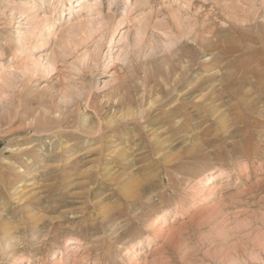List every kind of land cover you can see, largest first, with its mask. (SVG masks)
<instances>
[{
	"label": "rangeland",
	"instance_id": "obj_1",
	"mask_svg": "<svg viewBox=\"0 0 264 264\" xmlns=\"http://www.w3.org/2000/svg\"><path fill=\"white\" fill-rule=\"evenodd\" d=\"M0 264H264V0H0Z\"/></svg>",
	"mask_w": 264,
	"mask_h": 264
},
{
	"label": "bare ground",
	"instance_id": "obj_2",
	"mask_svg": "<svg viewBox=\"0 0 264 264\" xmlns=\"http://www.w3.org/2000/svg\"><path fill=\"white\" fill-rule=\"evenodd\" d=\"M87 2V1H86ZM84 3H85V1H84ZM53 25V24H52ZM51 24L49 25V27H50V29H51V27H53ZM48 27V28H49ZM123 30V29H122ZM123 33V31H121V32H119V36L121 35ZM223 83V82H222ZM163 106H165V105H163ZM64 115V114H63ZM41 127H43V128H47V127H49V124H43L42 123V125H41ZM37 147V149L39 148L38 146H36ZM25 149H23V151H24ZM16 152V151H15ZM34 151H25V152H23L20 156H22V158H24L23 156H27V155H29V154H31V153H33ZM12 156V155H11ZM15 157V156H14ZM25 159H27V158H25ZM144 192H139V196L140 195H142ZM133 194H135V193H132V192H129V194H127V197L129 198H133V197H135V195H133ZM125 196V195H124ZM169 213V211H167V212H163V213H161V215L159 216V218H158V221L160 222V223H163V222H165L166 221V216H167V214ZM177 216V215H176ZM104 219V218H103ZM73 245V241H67V246L66 247H70V246H72Z\"/></svg>",
	"mask_w": 264,
	"mask_h": 264
}]
</instances>
